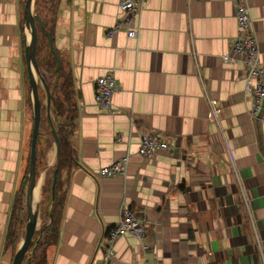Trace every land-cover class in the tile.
I'll return each mask as SVG.
<instances>
[{
    "label": "crops",
    "instance_id": "crops-1",
    "mask_svg": "<svg viewBox=\"0 0 264 264\" xmlns=\"http://www.w3.org/2000/svg\"><path fill=\"white\" fill-rule=\"evenodd\" d=\"M23 2L0 0V264L13 257L4 238L33 128ZM118 2L60 3L55 44L73 77L71 145L79 164L67 178L48 264H99L101 231L119 220L123 204L151 221L143 236L151 264H264V111L249 113L242 60L222 57L238 32L234 1L146 0L133 38L106 35ZM248 3L264 64V0ZM107 70L118 82L114 112L95 102V80ZM51 114L55 121L52 107ZM144 130L160 131L168 147L139 154ZM49 142L40 202L56 162ZM126 154L124 175L96 174ZM115 250V262L142 263L133 234L121 235Z\"/></svg>",
    "mask_w": 264,
    "mask_h": 264
},
{
    "label": "trees",
    "instance_id": "trees-1",
    "mask_svg": "<svg viewBox=\"0 0 264 264\" xmlns=\"http://www.w3.org/2000/svg\"><path fill=\"white\" fill-rule=\"evenodd\" d=\"M61 1L62 0H35V12L40 15L43 23L41 26L38 19L36 18V24L38 27L36 56L53 97V103L51 107L55 110L54 123L60 141V157L57 170V180L55 183L54 198L52 199L51 196L53 175L52 168L49 171V176L47 178V182L49 179V185L46 184L43 187V192H45L46 189L49 190L47 210L42 209L40 206V210L45 212L46 220L40 225L39 229L34 232L28 252L24 256L26 261L24 264H48L49 248L57 242L60 234L61 221L67 195V178L79 164L71 145V136L73 133L74 120L76 117V107L72 104V98L73 95H75L73 77L68 58L60 52L55 44L57 17ZM49 36L53 47L60 58L59 66L57 57L51 48ZM23 62L27 69L25 53H23ZM42 91L44 90L39 86V95L41 101H43L45 97V93ZM50 139L51 135L48 133V126L44 125L42 131L37 137V176L40 175L47 165L44 153L42 151V146H46ZM42 142H44V144H42ZM28 168L29 161L27 163V168L25 170L21 186L15 193L13 199L9 223L4 238V250L11 248L12 254H14L17 248L19 235L24 227L27 216L25 204V185L27 181Z\"/></svg>",
    "mask_w": 264,
    "mask_h": 264
},
{
    "label": "built area",
    "instance_id": "built-area-1",
    "mask_svg": "<svg viewBox=\"0 0 264 264\" xmlns=\"http://www.w3.org/2000/svg\"><path fill=\"white\" fill-rule=\"evenodd\" d=\"M145 1L119 0L118 18L111 27L107 28L106 35L112 36L121 30L127 37H135L140 29L139 16L144 9ZM233 1L238 32L232 38L231 52L224 53L222 57L224 62H229L234 56L242 60L246 69L245 83L250 102L249 113L252 117L258 118L264 111V64L260 60V49L248 0ZM117 87L118 82L112 70L99 75L95 80V102L103 109L114 112L112 96ZM121 139V136L116 134V141ZM168 145V137L158 130H144L139 133L138 153L141 155H152L154 152L166 149ZM128 155L100 166L96 174L99 176L124 175L129 160ZM120 213V218L115 224L106 226L101 231L97 247L103 250V257L99 264H121L114 261L115 242L121 235L127 233L135 235L141 242L144 251L141 264H151V259L146 255L148 246L143 242L145 230L151 221L126 204L122 205Z\"/></svg>",
    "mask_w": 264,
    "mask_h": 264
},
{
    "label": "water",
    "instance_id": "water-1",
    "mask_svg": "<svg viewBox=\"0 0 264 264\" xmlns=\"http://www.w3.org/2000/svg\"><path fill=\"white\" fill-rule=\"evenodd\" d=\"M36 18L42 26V19L40 15L35 12V0H25L23 19L24 24L28 32V38L24 48L25 59L27 63V72L30 84V94L33 109V128L31 135L30 155H29V168L26 181V209L27 216L25 219L24 227L20 232L17 248L13 254L11 264H24L25 254L28 252L30 242L32 240L34 232L39 229V215H40V198H36L35 188L39 184L41 173L37 176L36 173V145L37 137L42 131L44 125L42 124V103L39 95V86L45 93V111L46 125L48 126V133L54 140L56 147V162L53 165V175L51 184V196L54 198L55 183L57 180V170L60 157V141L58 132L54 123V119L51 114V106L53 103V97L48 85V82L42 72V69L38 63L36 56V46L38 39V27L36 24ZM51 48L57 57L58 66L60 65V58L55 51L52 41L50 39Z\"/></svg>",
    "mask_w": 264,
    "mask_h": 264
},
{
    "label": "rangeland",
    "instance_id": "rangeland-1",
    "mask_svg": "<svg viewBox=\"0 0 264 264\" xmlns=\"http://www.w3.org/2000/svg\"><path fill=\"white\" fill-rule=\"evenodd\" d=\"M42 92H44V91H42ZM46 184L49 185V179H48V182H46ZM40 194H41V191H40ZM48 201H49V190L46 189L45 192L43 193L42 201L40 203V206L42 207V209L47 210ZM25 204H26V198H25ZM45 220H46L45 212H42L40 210L39 225H41Z\"/></svg>",
    "mask_w": 264,
    "mask_h": 264
},
{
    "label": "bare ground",
    "instance_id": "bare-ground-1",
    "mask_svg": "<svg viewBox=\"0 0 264 264\" xmlns=\"http://www.w3.org/2000/svg\"><path fill=\"white\" fill-rule=\"evenodd\" d=\"M42 182H43V179L41 178L39 184L35 188L36 198H40V191H41V188H42Z\"/></svg>",
    "mask_w": 264,
    "mask_h": 264
}]
</instances>
